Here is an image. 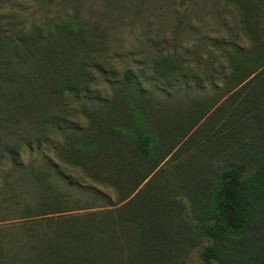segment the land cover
<instances>
[{
	"label": "rangeland",
	"instance_id": "374dc122",
	"mask_svg": "<svg viewBox=\"0 0 264 264\" xmlns=\"http://www.w3.org/2000/svg\"><path fill=\"white\" fill-rule=\"evenodd\" d=\"M240 53L253 64L247 73L235 68ZM140 114L155 160L133 161L140 185L126 200L100 186L110 211L86 209L104 202L90 190L63 207L72 223L37 215L65 188L56 170L71 173V137L127 142ZM263 152L264 0H0V264H88L73 242L85 214L104 212L103 239L114 231L122 243L128 201L143 211L175 202L191 214L220 168ZM203 245L187 256L169 245V264H202ZM122 255L114 264H129Z\"/></svg>",
	"mask_w": 264,
	"mask_h": 264
},
{
	"label": "trees",
	"instance_id": "16d2710c",
	"mask_svg": "<svg viewBox=\"0 0 264 264\" xmlns=\"http://www.w3.org/2000/svg\"><path fill=\"white\" fill-rule=\"evenodd\" d=\"M236 56V70L247 73L248 67L253 64L241 53ZM253 71L247 75L250 77L255 73ZM136 77L133 71L126 74L128 82ZM64 85L68 91L78 88L77 83L64 82ZM111 132L115 137L122 136L121 130L116 132L113 129ZM130 133L127 142L114 138L109 142L102 141L104 144L89 138V133L84 134L88 140L71 137L67 147L71 173L60 167L56 170V176L64 179L65 188L58 192L59 196L54 197L52 204L40 205L43 212L37 215L58 214L60 220L72 223L75 219L61 218L68 211L63 207L78 201L83 193L89 194L90 190L92 195H88L91 197L89 200L104 199V202L86 209L108 207L110 211L114 201L100 186H116L120 200H126L140 185L135 177L137 174L130 171L133 161L144 160L153 164L156 146V137L143 114L136 117ZM215 175L214 183L203 193L191 214L184 205L175 202L161 203L154 210L132 209L130 206L136 202L134 199L126 203L125 208L129 210L127 217L118 222V232L125 239L122 243H114V231L106 241L103 239L102 232L107 231L101 225L103 221H99V216L104 213L102 211L85 214L87 225L80 232L81 239L75 238L73 242L87 251L88 264L92 262V255L100 256L105 264L119 263V256L126 251L129 253L126 260L129 264H169L175 255L165 249L173 244L186 256L194 247L204 244L198 250L202 264H264V152L256 156L251 164L242 162L223 166ZM173 223L179 224L175 226ZM62 231L71 233L64 227ZM174 234H178L179 238L174 239ZM169 239L173 240L172 243Z\"/></svg>",
	"mask_w": 264,
	"mask_h": 264
}]
</instances>
